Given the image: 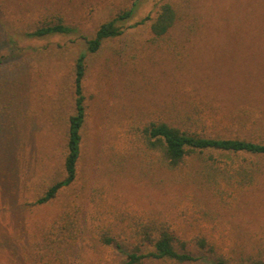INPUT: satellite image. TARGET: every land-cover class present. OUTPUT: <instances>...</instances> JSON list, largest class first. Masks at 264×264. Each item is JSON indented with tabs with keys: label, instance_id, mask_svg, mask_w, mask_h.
<instances>
[{
	"label": "rangeland",
	"instance_id": "obj_1",
	"mask_svg": "<svg viewBox=\"0 0 264 264\" xmlns=\"http://www.w3.org/2000/svg\"><path fill=\"white\" fill-rule=\"evenodd\" d=\"M163 3L172 4L177 18L160 45L150 21L135 24L153 18ZM133 4L132 16L117 22L122 34L89 53L86 41L99 25ZM58 20L75 31L26 35ZM80 55L86 115L76 181L37 205L64 176ZM188 104L219 111L233 124L206 135L264 141V0H0V264H38L36 240L65 212L83 225L116 222L132 208L164 211L187 196L228 222L234 238L264 239V156H221L241 161L237 170H245L221 199L197 178L175 181L161 165L145 163L143 127L162 120L193 131L185 120ZM81 229L84 241L66 264H122L121 251Z\"/></svg>",
	"mask_w": 264,
	"mask_h": 264
},
{
	"label": "trees",
	"instance_id": "obj_2",
	"mask_svg": "<svg viewBox=\"0 0 264 264\" xmlns=\"http://www.w3.org/2000/svg\"><path fill=\"white\" fill-rule=\"evenodd\" d=\"M134 7L135 4L114 19L101 23L94 36L86 41L87 51L94 53L105 40L121 35L122 28L117 22L130 18ZM176 18L177 12L172 4L163 3L153 18L146 16L135 25L150 21V33L159 43L170 38ZM74 31V28L58 20L55 24L43 22L40 27L26 35L39 38ZM83 59L84 55H80L75 61V104L73 114L67 119L64 176L47 187L35 200L37 205L52 201L63 188L76 181L77 164L82 154L81 129L86 115L82 87L85 72ZM185 120H192L193 131L189 128L182 130L162 120L143 127L141 144L146 154L145 163L161 165L163 170L172 174L175 181L188 183L197 178L205 188L210 187L218 199L223 194L227 197L231 188L229 184L235 183L236 175L241 176L243 169L237 168L243 164L241 161L237 164L233 158L229 161L223 160L221 156H264V141L206 135L208 130L223 131L233 127L232 123L225 124L226 120L221 112H211L207 106L188 104ZM222 124L224 129H217ZM200 127L202 130L198 132ZM2 135L0 129V137ZM220 164H225V167ZM251 176L252 174H248L247 178L253 181ZM193 201L194 199L187 196L164 211L153 213L132 208V215L121 216L116 222L103 220L105 222L95 224L92 220L86 226L75 213L65 212L46 229L39 241L36 240L32 249L34 260L38 264H66L69 251L84 241L85 235L81 227H87L94 233L98 243L122 252V264H194L201 260H209L213 264H264L262 236L252 235L248 237L249 240L234 238L228 222L218 221L202 203Z\"/></svg>",
	"mask_w": 264,
	"mask_h": 264
}]
</instances>
